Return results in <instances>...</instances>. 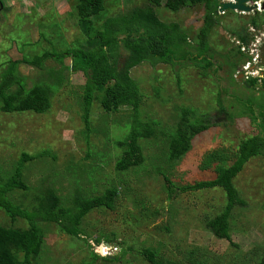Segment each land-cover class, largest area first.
Returning a JSON list of instances; mask_svg holds the SVG:
<instances>
[{"label":"rangeland","instance_id":"374dc122","mask_svg":"<svg viewBox=\"0 0 264 264\" xmlns=\"http://www.w3.org/2000/svg\"><path fill=\"white\" fill-rule=\"evenodd\" d=\"M4 2L5 9L0 13V75L9 61L86 45L77 24V0ZM106 4L108 11L105 18L126 13L135 6L149 5L147 0H106ZM225 13L217 14L219 23L208 37L215 66L207 71V77L190 61L182 62L181 67L177 64L152 68L145 64L131 71L132 78L145 95L141 116L144 120L159 121L161 126L156 130L172 132L178 121L177 108L180 106L209 115L211 123L217 125L197 137L191 151L173 167L165 162L166 139L159 136L142 143L146 157L144 167L130 171L124 181L123 177L119 179L114 167L121 151L114 147L113 140L119 129L125 133L131 123L132 113L126 108L119 113L107 114L101 105L95 103L90 116L92 127L98 130L109 128L111 139L107 140L102 133H92L91 148L87 146L81 109L86 83L83 73L67 72V84L56 93L53 107L45 115L0 112V168L11 170L23 153L32 156L45 151L51 153V156L29 162L25 167V177L34 189H38L46 177H51L54 188L65 199L70 198L73 192L70 185L77 182L85 194L101 195L105 187L115 183L122 185L121 192L129 193L125 188H131L129 195L120 196L115 211L95 210L87 216L84 229L92 237V246L65 235L55 225H42L46 231L45 255L54 260L47 258L44 264H82L92 249L100 248L104 257L112 258L121 257L127 251V264H151L140 254L149 247L158 249L159 260L173 264H192L191 261L256 264L264 257V157L251 159L235 179L246 205L237 206L232 211L231 241L217 238L206 228V221L221 214L227 205L222 189L179 192L184 186H195L212 178V171L203 169V165L214 151L233 154L243 139L258 132L250 117V103L256 96L257 103L261 102L259 90L264 78V29L262 26L254 28L251 20L257 17L260 25L264 20V10L256 14L230 10ZM159 15L164 23L181 26L189 38V44L183 50L194 52L191 47L197 46V35L204 27L203 8L172 13L163 6ZM244 29L255 36L251 48L261 43V46L255 47L261 61L254 62L247 54V59L243 58L240 67L235 70L232 65L238 61L235 56L238 39L234 33ZM121 54L124 63L126 50L121 48ZM65 64L70 66L71 60L66 59ZM242 65L248 66L250 72H244ZM49 68L59 69L60 66L50 59L45 62L44 70L21 65L19 73L27 78L28 87H32L34 83L46 81ZM250 78L259 79L255 89L246 85ZM157 87L162 89L161 99L158 100L154 90ZM219 96L225 107H231L229 115H234L233 119L219 114ZM125 134L119 138L125 137ZM158 171L165 173L175 189H179L172 200L165 177ZM17 195L22 197L25 193H17L14 196L16 201ZM145 208L144 219H141L140 213ZM19 222L25 225L23 221ZM0 224H11L1 209ZM100 233L105 241L97 245L94 239L100 237ZM106 235L117 238L116 242H106Z\"/></svg>","mask_w":264,"mask_h":264},{"label":"trees","instance_id":"16d2710c","mask_svg":"<svg viewBox=\"0 0 264 264\" xmlns=\"http://www.w3.org/2000/svg\"><path fill=\"white\" fill-rule=\"evenodd\" d=\"M147 2L149 5L146 7L135 6L126 13L105 18L108 11L106 0H77V24L86 45L68 48L63 52L54 50L52 53L45 52L33 58L24 57L21 60L9 61L0 75V112L5 114L30 112L45 115L52 109L56 93L67 84V72L83 73L86 83L83 86L84 102L81 109L86 129L84 136L89 148H91L92 133H102L107 140L111 139L109 128L98 130L92 127L90 116L95 103L101 105L107 114L119 113L123 108L129 109L132 113L131 123L127 125V130L125 129L127 133L130 126L129 132L125 134L119 129L117 131L119 134L113 140L114 147L121 151L114 167L119 179L123 177L124 181L130 171L144 167L146 157L142 143L147 140L153 141L159 136L166 139V164L170 167L175 166L191 151L197 137L217 125L211 123L209 115L201 114L193 108L180 106L177 108L179 117L174 130L169 133L156 130L161 126L159 121L144 120L141 116L145 95L132 78L131 71L145 64H149L152 68L177 64L181 67L182 62L190 61L194 67L202 71L203 76L207 77V71L215 66L208 37L219 23L217 12L221 0H147ZM0 3H3L2 0ZM163 6L172 13L196 7L203 8L204 27L197 35V46L191 47L194 52H184V47L189 44V38L179 24H166L161 20L159 9ZM251 25L257 29L262 26L264 29V20L259 25L257 17H254ZM234 34L238 41L247 46L255 40V36L247 29ZM121 48L126 50L127 57L120 65ZM235 56L238 61L247 59L241 51V46L235 52ZM68 58L71 60L70 66L65 64ZM50 59L56 61L60 68H49L46 72V81L42 80L28 87L27 78L19 73L20 66L28 65L44 70L45 62ZM232 67L235 70L239 68L236 63H233ZM235 76L234 73L233 77ZM258 82L259 79H249L246 85L255 89ZM262 83V89L259 90L261 102L257 103L256 96L252 97L253 102L250 103V117L258 132L243 139L233 154L221 150L214 151L203 165V169L212 171L210 180L199 182L195 186H184L179 190L175 189L165 173L158 171V174L165 177L172 196L171 200L178 190L181 193L215 188L224 191L227 197L224 211L206 221V228L220 239L232 240V211L237 206L246 205L235 185V179L251 159L264 157V78ZM154 90L155 98L161 99L162 89L157 87ZM217 103L219 114L234 118V115H229L231 107H225L221 102V96ZM122 134H125V137L119 138ZM49 155L51 156L49 151L34 156L23 153L11 170L0 168V209L11 223L8 226L0 224V264L46 263L48 258L45 255L46 231L42 225H55L65 235L92 246L90 244L92 237L84 229L87 216L95 210L115 211L120 196L126 197L131 192L129 187L125 188L129 193L121 192L122 185L115 183L105 187L101 195L85 194L86 192L77 182L70 185L73 192L70 198L65 199L54 188L51 177H46L41 181V186L34 189L25 177V167L29 162ZM52 157L56 159L54 155ZM21 192L25 195L22 197L17 195L16 201L14 196ZM171 209L172 207L169 210ZM145 211L146 208L140 213L141 219H144ZM133 218L140 220L139 217ZM19 221H23L25 225H21ZM101 233L100 237L94 239L97 245L105 241ZM115 236L113 233V237ZM106 240L108 243H113L117 238H109L106 235ZM126 253L127 251L121 257L112 258L101 256L92 249L88 259L83 260L82 264H127ZM140 254L151 264H173L159 260V251L155 248L149 247ZM48 259L54 261L51 257ZM191 262L205 264L203 261ZM256 264H264V257H261Z\"/></svg>","mask_w":264,"mask_h":264},{"label":"water","instance_id":"95a60500","mask_svg":"<svg viewBox=\"0 0 264 264\" xmlns=\"http://www.w3.org/2000/svg\"><path fill=\"white\" fill-rule=\"evenodd\" d=\"M253 0H235V2L230 3H221L219 8V13L224 14L227 11H236L241 13H257L256 6L251 5ZM264 9V5H263ZM101 249V248H100ZM100 249H97L96 252L102 255Z\"/></svg>","mask_w":264,"mask_h":264},{"label":"clouds","instance_id":"9594fccd","mask_svg":"<svg viewBox=\"0 0 264 264\" xmlns=\"http://www.w3.org/2000/svg\"><path fill=\"white\" fill-rule=\"evenodd\" d=\"M230 2H235V0H223L222 3H230ZM255 2H258V1H253V3H252L251 5L256 6V5H255ZM263 5H264V2H263ZM263 5H262V10H264V9H263ZM220 6H221V4H220ZM256 10L258 11L257 13H259V12L262 11V10H259V9L257 8V6H256ZM240 13H241V12H240ZM255 14H256V13H255ZM252 31H253V30H252ZM253 32H254V31H253ZM236 42H237V48H239V46H241V51H242V53L245 54V55L250 54V57H251V59L253 60V57H254V55H255V52L251 53L252 48H251L250 45L252 44V42H251L248 46L242 44L240 41H236ZM260 46H261V43H260ZM242 49H245L246 52L243 51ZM260 61H261V60H260ZM243 67H244V65H243ZM244 72H246V71H244ZM250 79H251V78H250ZM252 79H256V78H252ZM248 80H249V79H248ZM107 245H109V244L107 243ZM101 256H103V254H102Z\"/></svg>","mask_w":264,"mask_h":264},{"label":"built area","instance_id":"2783aa9c","mask_svg":"<svg viewBox=\"0 0 264 264\" xmlns=\"http://www.w3.org/2000/svg\"><path fill=\"white\" fill-rule=\"evenodd\" d=\"M263 2H264V0H259L258 2H255V5L257 6V8H258L259 10H262ZM257 45H260V42L257 43ZM257 45H256L255 47H257ZM255 47L252 48V51L255 52V55H254L253 59H254V62H260V59H259V57H258V55H257V52H258L257 50H258V49L255 48ZM242 50L246 52L245 49H242ZM248 66H250V63H248ZM248 66H247V67H244L246 73H249V72H250V69H249ZM247 70H248V71H247ZM260 70H262V69H260Z\"/></svg>","mask_w":264,"mask_h":264},{"label":"flooded vegetation","instance_id":"af4514ba","mask_svg":"<svg viewBox=\"0 0 264 264\" xmlns=\"http://www.w3.org/2000/svg\"><path fill=\"white\" fill-rule=\"evenodd\" d=\"M253 1H254V0H253ZM253 1H252V2H253ZM2 2H3V3H0V13L5 9V5H4L5 2H4V0H2ZM217 14H220V13H219V9H218ZM224 14L226 15V13H224ZM224 14H223V15H224ZM121 55H122V54H121ZM0 58H1V57H0ZM240 62H241V60L237 61V66H238V67H240ZM122 63H123V62L120 61V65H121ZM242 66H243V65H242Z\"/></svg>","mask_w":264,"mask_h":264}]
</instances>
